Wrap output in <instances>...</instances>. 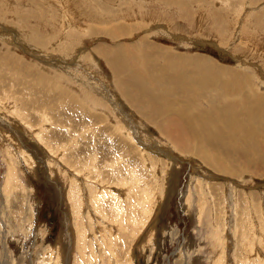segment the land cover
I'll list each match as a JSON object with an SVG mask.
<instances>
[{
  "label": "rangeland",
  "instance_id": "rangeland-1",
  "mask_svg": "<svg viewBox=\"0 0 264 264\" xmlns=\"http://www.w3.org/2000/svg\"><path fill=\"white\" fill-rule=\"evenodd\" d=\"M0 264H264V0H0Z\"/></svg>",
  "mask_w": 264,
  "mask_h": 264
},
{
  "label": "bare ground",
  "instance_id": "bare-ground-1",
  "mask_svg": "<svg viewBox=\"0 0 264 264\" xmlns=\"http://www.w3.org/2000/svg\"><path fill=\"white\" fill-rule=\"evenodd\" d=\"M103 6V5H102ZM126 9V7H123V8H120V10H118V12H121V15H119V16H117V17H125V15L123 16V12H124V10ZM138 9V8H137ZM144 10V9H143ZM114 11V10H113ZM125 11H127V10H125ZM126 14H127V12H125ZM107 14V13H106ZM129 15H131V14H129ZM138 16H140V17H143V19H145V17H150V18H152V16H151V14H150V11H144V13H142L141 12V10L139 11L138 10ZM106 20H107V22H111V21H113V18H117V17H114V14H107L106 16ZM202 17H203V15H202ZM146 18V19H147ZM118 19V18H117ZM149 19V18H148ZM137 21V20H136ZM203 21V20H202ZM139 22H141V21H139ZM174 36V35H173ZM145 47H147L148 45L146 44V43H142ZM152 52H154L153 51V48H152ZM126 53V52H125ZM125 53H123V54H125ZM129 53H131V51H129L127 54H125L124 56L122 55L121 57H127V55L129 54ZM168 53V54H167ZM120 54V53H119ZM162 55H166V57L170 60V61H172V60H174V59H177V60H182V59H186L185 57H182L183 56V54H180V53H175L174 51H169V50H167V51H165V52H162L161 53ZM182 55V56H181ZM120 56V55H119ZM163 57V56H162ZM191 59V58H190ZM188 60V59H187ZM191 60H195L194 62L195 63H199V64H201L202 65V63H203V61H202V58H197V59H191ZM162 61H164L163 59H162ZM121 62H123L122 60H118L116 57H114L113 56V58H112V63L113 64H118V63H121ZM181 62V61H180ZM189 62V61H188ZM193 62V61H192ZM177 63H179V62H177ZM204 66V65H203ZM132 71V67H129L128 69H126V70H124L122 73H120L119 75H117V77L118 76H121L123 73H125V72H127V71ZM136 70V69H135ZM203 71H204V69H202ZM133 72V71H132ZM201 75V74H200ZM202 76V75H201ZM209 76V75H208ZM208 76H206V77H208ZM233 76V75H232ZM205 77V78H206ZM235 77V76H234ZM210 78V77H209ZM236 78V77H235ZM207 79V78H206ZM232 79V78H231ZM234 79V78H233ZM237 79V78H236ZM230 80V79H229ZM228 80V81H229ZM118 81H119V83L122 85L123 83H134L135 84V86L138 88V91H139V93H141V94H143V93H146L147 92V90L149 89V87L143 82V78H142V76H141V74H133L131 77H129V78H127V79H125V81H122V80H120V78H118ZM233 81V80H232ZM231 81V82H232ZM227 82V81H226ZM230 82V81H229ZM227 84V83H226ZM232 84V83H231ZM228 85H230L229 83H228ZM232 85H234V84H232ZM223 86V85H222ZM160 87V86H159ZM228 87V86H227ZM226 88V87H225ZM122 92H123V94L125 95V96H127L128 98H129V100H133V101H130L129 103H131L132 105L135 103L134 101H136L135 100V98L132 96V94H130L129 93V91L128 90H122ZM110 100V99H109ZM150 100H153V102L156 104V105H158V106H160V107H163V109H165V108H167L166 110H168L169 108H168V105H169V100H168V98L167 97H164V98H160V97H158V96H156V95H154L153 96V98L152 99H150ZM206 102V101H205ZM208 102H209V100H208ZM164 103H166L167 104V106H164ZM213 103V101H210V104H212ZM134 105H136V104H134ZM172 108H173V106H172ZM167 111H165V112H162V111H159L157 114H154L153 112H152V114H150V113H147V112H143V114L145 115L144 117H146L147 118V121L148 120H150V122L151 123H156L157 121L155 120L156 119V117L159 115V114H161L163 117H164V115H165V113H166ZM246 113H249V114H251V110H250V105H249V108L247 109V112ZM139 114V113H138ZM143 116V115H142ZM149 116H151L152 118H150L149 119ZM161 117V116H160ZM169 118H173V119H175V120H181L184 124H183V126H187V127H196V123L195 122H193V121H191V120H189V119H187V118H185V117H180V118H174V117H169ZM244 119H245V121H249L250 119H251V117L250 116H248V115H246L245 114V117H244ZM156 121V122H155ZM155 125H157V124H155ZM158 126V125H157ZM160 126V125H159ZM158 126V127H159ZM162 128L164 127V129H165V132L167 133V134H170L171 133V135H170V138L173 136V132L174 131H172V132H167V131H170V130H172L171 128H172V125L171 126H169V127H166V125L165 124H163L162 126H161ZM160 129V128H159ZM126 130V129H125ZM164 133V132H163ZM184 133V132H183ZM176 136V135H175ZM174 137V136H173ZM182 137V136H181ZM176 138V137H175ZM179 138V137H178ZM177 138V139H178ZM184 140V139H183ZM182 140V141H183ZM175 141V140H174ZM205 142V141H204ZM180 143H182V142H178L177 144L178 145H180ZM181 147L182 148H184L186 151H187V149L184 147V145H181ZM190 151V150H189ZM200 153V152H199ZM198 153V154H199ZM199 156H201L211 167H214V165H213V159H211V158H207V159H205V157H203L201 154L199 155ZM225 165V164H224ZM229 167V166H228ZM228 167L226 166V168L228 169ZM225 168V169H226ZM232 170V169H231ZM222 171V170H221Z\"/></svg>",
  "mask_w": 264,
  "mask_h": 264
}]
</instances>
